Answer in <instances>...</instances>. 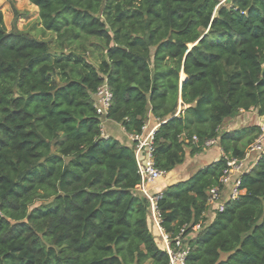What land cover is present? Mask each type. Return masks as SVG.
Segmentation results:
<instances>
[{
  "label": "trees",
  "instance_id": "1",
  "mask_svg": "<svg viewBox=\"0 0 264 264\" xmlns=\"http://www.w3.org/2000/svg\"><path fill=\"white\" fill-rule=\"evenodd\" d=\"M28 1L61 53L8 32L0 10V264H170L137 190V144L103 137L94 94L105 83L108 120L132 135L149 114L160 124V170L219 140L222 158L157 201L172 245L185 229V264H264V155L206 223L224 157L243 158L261 133L222 126L241 111L264 118V0ZM89 39L102 49L98 65L79 51Z\"/></svg>",
  "mask_w": 264,
  "mask_h": 264
},
{
  "label": "built area",
  "instance_id": "2",
  "mask_svg": "<svg viewBox=\"0 0 264 264\" xmlns=\"http://www.w3.org/2000/svg\"><path fill=\"white\" fill-rule=\"evenodd\" d=\"M94 100L97 113L102 117V127L104 128L103 118L107 115L112 100V94L106 83L99 87L94 94ZM260 128V135L247 148L243 158L224 157L226 169L219 179V185L212 187L208 192L207 212L210 214L214 215L215 212H223L229 200H234L243 193L241 190L243 175L250 172L262 155H264V123L260 125ZM156 131V127L150 130L148 125L145 124L142 135H133L134 140L137 141L136 157L141 174V183L138 185L137 190L150 201V215H152L162 234L165 250L170 256V264H185L188 253V249L184 244L185 239L182 237L185 229L182 230V234L176 238L175 244L172 245L169 236L161 227V219L157 211V201L171 183L169 179L170 173L157 168L153 159V140ZM192 143L199 147V138L194 136ZM218 146V139L206 140L201 145L203 151ZM200 228L201 225H196L193 228V232L195 233Z\"/></svg>",
  "mask_w": 264,
  "mask_h": 264
},
{
  "label": "rangeland",
  "instance_id": "3",
  "mask_svg": "<svg viewBox=\"0 0 264 264\" xmlns=\"http://www.w3.org/2000/svg\"><path fill=\"white\" fill-rule=\"evenodd\" d=\"M225 3L227 0H221ZM0 10L4 14L5 27L8 32H23L37 39L46 40L52 43V52L60 54V50L57 49L55 43L56 36L50 32H44L42 29L41 22L39 20V9L32 5L28 0H0ZM84 53L87 57L89 63L93 65H98L101 62L102 49L99 46V42L95 39H89L80 47L79 50ZM64 54H68L67 49L63 50ZM264 123V119L259 117L257 110H251L248 112L241 111L234 117L233 121H226L222 126V131H234L243 127L248 126H260ZM219 149L217 147L211 150L208 149L207 152L202 151L199 154L191 157V150L188 149L187 161L185 162V167L188 169L186 172L194 174L198 169L205 167L208 163L214 161L215 153ZM209 153V154H208ZM207 155H209L207 157ZM191 158L193 159L191 161ZM189 162H193L189 167ZM184 170V169H183ZM185 172V171H182ZM186 172L182 174V178L186 179ZM172 177V174L170 175ZM40 203L38 202L37 205ZM150 230L153 233L156 242L160 247H164V239L156 222L154 221L152 215L149 219ZM150 264V263H147Z\"/></svg>",
  "mask_w": 264,
  "mask_h": 264
},
{
  "label": "crops",
  "instance_id": "4",
  "mask_svg": "<svg viewBox=\"0 0 264 264\" xmlns=\"http://www.w3.org/2000/svg\"><path fill=\"white\" fill-rule=\"evenodd\" d=\"M103 119H104L103 137L105 139L112 137V138H115L116 140H118L120 143H122L124 145H127V146H130V147H132L135 143L137 144V141L134 140L133 135L132 134H128L125 131V129L120 124H118L116 122H113L111 120H108L106 118V116ZM229 121H233V118H231ZM146 124L148 125L150 130L155 128V127L158 129L159 126H160L158 121L156 119H154L151 114L148 115V119L146 121ZM228 131H230V130H228ZM213 148H215V147H213ZM213 148L209 149V150H211L210 153L212 152ZM217 148L219 150L215 153V157H214V161L213 162L219 160L220 158H222L224 156V153H223L222 149L220 148V146H218ZM207 151L208 150H206L205 152H207ZM208 156L209 155H207V157ZM142 160H143V158H142ZM192 160L193 159L191 158V161ZM186 161H187V158H186ZM189 163L190 164L188 165V167L193 162H189ZM208 164H210V163H208ZM207 165H205V166H207ZM187 170L188 169L185 167V163L183 165L178 166L176 169H174L171 172L172 177L169 178L170 179V183H174V182H177L178 180H181L182 174H184ZM182 171H185V172H182ZM188 172H186V175H185L186 177H189V176L192 175L191 173H188ZM213 218H214V215L210 214L209 212L206 213V223L211 222V220ZM195 235H196L195 233H192L190 235V237H194ZM163 248L165 249V247H163Z\"/></svg>",
  "mask_w": 264,
  "mask_h": 264
},
{
  "label": "water",
  "instance_id": "5",
  "mask_svg": "<svg viewBox=\"0 0 264 264\" xmlns=\"http://www.w3.org/2000/svg\"><path fill=\"white\" fill-rule=\"evenodd\" d=\"M135 87V85H133Z\"/></svg>",
  "mask_w": 264,
  "mask_h": 264
}]
</instances>
